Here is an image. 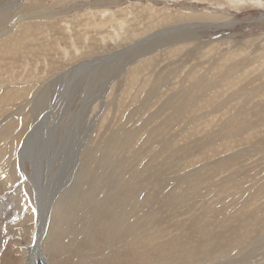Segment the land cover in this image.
I'll list each match as a JSON object with an SVG mask.
<instances>
[{"label": "rangeland", "instance_id": "374dc122", "mask_svg": "<svg viewBox=\"0 0 264 264\" xmlns=\"http://www.w3.org/2000/svg\"><path fill=\"white\" fill-rule=\"evenodd\" d=\"M235 1L238 5L232 0H0V136L14 121L13 133L0 141V211L7 218L0 219V264H28L35 252L27 247L39 228L45 260L38 258V264H264V0ZM211 17L231 19L233 25H199L217 21ZM183 22L196 23L192 37L208 45L163 56L166 45H153L159 53L147 56L152 63L147 80L150 85L158 80V87L140 110L124 79L128 55H111ZM95 59L96 64H86ZM253 59L257 63L241 79L238 73L226 80L225 64ZM199 83L208 91L200 92L182 117L173 114L177 103L163 109L175 95L177 102L190 100ZM253 86L261 92L255 94ZM239 88L241 95L230 98ZM250 93L259 108L249 101ZM171 116L175 121L166 124ZM242 116L248 125L228 120ZM117 133L120 141L109 140ZM16 150L24 151L13 176ZM91 154L96 162L88 172L96 171V197L109 191L102 179L113 176L112 203L142 225L108 238L112 227L103 219L116 221L96 207V228L80 233L89 215L77 208L62 241L68 245L72 235H81L88 244L48 249L55 223L63 226L61 200ZM185 250L192 253L188 261L177 256ZM171 253L175 259L162 260Z\"/></svg>", "mask_w": 264, "mask_h": 264}, {"label": "bare ground", "instance_id": "6f19581e", "mask_svg": "<svg viewBox=\"0 0 264 264\" xmlns=\"http://www.w3.org/2000/svg\"><path fill=\"white\" fill-rule=\"evenodd\" d=\"M103 2V1H102ZM231 2V1H230ZM105 3V2H104ZM107 3V2H106ZM232 3H235V4H237L238 5V2H236L235 0L233 1L232 0ZM78 4V3H77ZM259 4H261V2L259 1ZM234 5V4H233ZM97 6V5H96ZM102 6V5H101ZM100 6V7H101ZM98 8H99V6H98ZM102 8H103V6H102ZM223 10V9H222ZM91 13H93V12H88V14L90 15ZM59 14V13H58ZM103 14V13H102ZM95 17V16H94ZM221 17V16H220ZM222 17H224V16H222ZM196 18V17H195ZM202 18V17H201ZM210 18V17H209ZM215 19V18H217L216 20L217 21H215V22H212V23H204V24H199V25H202V27L203 26H207V27H220V26H231V25H233V21H231V19H228V18H221V19H219V17H211V19ZM52 19V18H51ZM191 19V18H190ZM194 19V18H193ZM218 19L220 20V21H223V22H219L218 21ZM3 20H4V14H2V13H0V32H1V27H2V25H3ZM195 20V19H194ZM264 20V17L263 18H261L260 19V21H263ZM194 22V21H193ZM196 22V21H195ZM211 22V21H210ZM216 22H219V23H216ZM65 23H69V20H67V21H65ZM200 23V22H199ZM196 23H192V22H183V23H178V24H176V25H173V26H170L169 27V29H163L161 32H159V33H157V35H155L154 37H152L150 40H148L147 42L146 41H144V40H141V41H139V42H137L136 44H134L133 46H130V47H128V48H126V49H123V50H121L120 52H117V53H114V54H112L111 56H118V55H120V54H124V55H128V58H126L127 59V61L128 62H126V64L128 65V67H130V68H128V69H125V72L123 73L124 74V79L125 80H127V82L129 83V91H131L132 93H133V95H131L132 96V98H133V102H135V103H137L138 105V108L141 110V109H143L145 106H147L150 102H151V100L154 98V96H155V94H156V91H155V89L158 87V80L156 81V83H154V82H152L151 83V85H150V83H148V80H147V66H148V64L151 66V62L150 61H148L149 60V57H147L148 55L150 56L152 53V55H154V54H156V53H159V52H156L157 50H154V48H152V46L153 45H156V44H158L159 42L161 43V42H163L162 43V45H166V46H164L165 47V52H161L159 55L160 56H163L164 54H175V53H178V51L179 50H181L182 48L183 49H185V48H188V47H194V48H196V47H198V48H204L205 46H207L208 44L206 43V42H203V43H201L200 45L198 44V43H200L201 41H203L202 39H201V37H199V36H197V38H194V37H192V36H195L193 33H192V31L190 30L191 28H192V26H194ZM196 26V25H195ZM210 30V29H209ZM67 31V30H66ZM72 32V31H71ZM21 33V32H20ZM23 33V32H22ZM168 34L170 35V36H172L171 38L172 39H170L169 41L166 39V37L168 36ZM3 37V32H1L0 33V38H2ZM19 37H20V35H19ZM15 38V37H14ZM16 39V38H15ZM21 39H22V37H21ZM1 40V39H0ZM4 40V39H3ZM14 40V39H13ZM17 40V39H16ZM23 40V39H22ZM24 40H25V38H24ZM1 42H2V40H1ZM4 42H5V40H4ZM23 42V41H22ZM196 42H198V43H196ZM15 43V42H14ZM146 44V43H150V44H147L145 47H143V48H140V46L141 45H143V44ZM10 45V44H9ZM8 45V46H9ZM161 45V44H160ZM159 46V45H158ZM1 47H3V46H1ZM163 47V46H162ZM9 48H10V46H9ZM1 49H3V48H1ZM156 49H158V48H156ZM6 50V49H5ZM163 50V49H162ZM162 50H160V51H162ZM113 56V57H114ZM122 57V56H121ZM120 57V58H121ZM227 57V56H226ZM243 59V58H242ZM1 61V60H0ZM101 61V60H100ZM246 61H248V60H246ZM257 61H258V59H257ZM257 61H255V59H253V61H250V62H248V63H246L245 65H239L238 63L236 64H234V65H232L231 63H228V60H227V63L228 64H225V65H227L226 67H225V69H226V76L224 75V77H226V80H228V79H230V78H232V75H234V74H238V73H241V74H239V76H240V79L242 78V75H244V73H247V72H249L250 71V69H251V67L255 64V63H257ZM86 64H90V65H92V64H96V59L95 60H93V61H90V62H87ZM0 66H1V63H0ZM80 65H78V67H79ZM84 66V65H83ZM124 66V65H123ZM263 67V66H262ZM82 69H84V67H81ZM87 68V67H86ZM127 68V67H126ZM247 68V69H246ZM89 69V68H88ZM87 69V70H88ZM91 69V68H90ZM0 70H2V68L0 67ZM95 70V69H94ZM262 70H264V69H262ZM261 70V71H262ZM86 71V70H85ZM90 71V70H89ZM146 71V73H145V80L144 81H140V77H141V75L144 73ZM225 71V70H224ZM255 71H259V70H255ZM254 72V71H253ZM85 73V72H84ZM260 73V72H259ZM261 74V73H260ZM80 75V74H79ZM259 75V74H258ZM64 76V75H63ZM86 76V75H85ZM262 76H264V73H262ZM72 78V77H71ZM118 78V77H117ZM121 78V77H120ZM123 78V77H122ZM236 78L237 77H235L234 78V80H236ZM252 80V79H251ZM256 80V79H255ZM254 81V80H253ZM67 83V82H66ZM133 84V85H130V84ZM139 83H140V85H139ZM261 83V82H260ZM259 83V84H260ZM92 84H94V83H92ZM143 84V85H142ZM264 84V83H263ZM148 85H150V88L149 89H147V91L146 92H144V88L145 87H147ZM160 85V84H159ZM242 85V84H241ZM260 85H262V83L260 84ZM93 86V85H92ZM94 86H95V84H94ZM251 86V85H250ZM256 86V85H255ZM255 86H253L252 88H253V91H254V93L255 94H258L259 92H261L259 89H256V87ZM93 88V87H92ZM192 90L193 91H191V93H190V97H192L190 100H184V99H179V101L180 102H177L176 100L178 99V97L175 95V98L173 99V100H165L164 101V103H163V109H166V108H168V107H170V106H172L173 104H175V103H177V105L175 106L176 107V109H175V111H174V115L175 116H177L178 114L182 117V111H184L185 110V108H192L196 103H197V101H199L200 99L198 98V94L200 93V92H202V91H204V92H207L208 91V89L207 88H203V86H201V84L199 83V84H194L193 86H192ZM255 88V89H254ZM262 88V87H261ZM264 88H262V90H263ZM53 90V89H52ZM89 90V89H88ZM92 90H94V89H92ZM161 90V89H160ZM248 90H250L249 88H248ZM39 91V90H38ZM95 91V90H94ZM247 91V90H246ZM250 91H252V89L250 90ZM158 92V91H157ZM195 93V95H192V93ZM39 93L40 92H37L36 93V96H38L39 95ZM43 93V92H42ZM90 93V92H89ZM147 93V95H148V99H146V100H144L143 98H144V96H145V94ZM241 93V88H239V89H237L236 91H234L231 95H230V98H233V96L234 97H236V95H239ZM253 93V92H252ZM252 93H250L249 95H250V97H248V98H250L251 100H249V101H251L252 102V100H253V105H255L256 107H258L259 108V106H260V103L259 102H257V97H254V96H251V94ZM197 94V95H196ZM201 95V94H200ZM241 95V94H240ZM82 96V95H81ZM185 96V95H184ZM256 96V95H255ZM240 97V96H239ZM236 98H238V97H236ZM235 98V99H236ZM241 98V97H240ZM239 98V99H240ZM259 98V97H258ZM240 100H242V99H240ZM89 102V101H88ZM243 102H245V101H243ZM53 103V102H52ZM90 103V102H89ZM250 103V102H249ZM86 104V103H85ZM246 104H248V103H246ZM245 104V105H246ZM251 104V105H252ZM29 104H27V106H28ZM137 108V109H138ZM23 109V108H22ZM135 110L133 113H132V115H136V114H138L139 113V111L138 110ZM248 109V108H247ZM256 109V108H255ZM254 109V110H255ZM253 110V109H252ZM251 110V111H252ZM258 110V109H257ZM248 111V110H247ZM250 111V110H249ZM138 112V113H137ZM257 112V111H256ZM259 113L261 114V112L259 111ZM258 112H257V114H259ZM34 114H35V112H34ZM248 114H250L251 116H252V114L251 113H248ZM254 114V113H253ZM259 114V115H260ZM101 115V114H100ZM263 115V114H262ZM249 117V116H248ZM99 118V117H98ZM150 118L151 117H147L144 121H143V123L144 122H147L148 120H150ZM12 119V118H11ZM17 119V118H16ZM231 119H234V121L236 122L237 120V122L239 123V124H243V125H248V123L247 122H249V121H247V120H245L244 118H243V116L241 117V118H230V119H228L229 121L231 120ZM250 119H251V117H250ZM26 120H27V118H26ZM252 120H253V118H252ZM9 121V120H8ZM173 121H175V118L173 119L172 118V116L169 118V119H167L166 121H165V123L166 124H171V123H173ZM246 121V122H245ZM254 121V120H253ZM255 121H256V117H255ZM229 124H231V122L229 123ZM250 124H251V121H250ZM260 124V123H259ZM13 125H14V121L12 120V122L11 123H7V124H5L4 125V131H3V134H2V136H5V137H10V135L13 133V131H14V127H13ZM230 126V125H229ZM233 126V125H232ZM56 128V127H55ZM141 128V127H140ZM228 127H225V129H227ZM140 130V129H139ZM158 130V129H157ZM157 130L155 131V132H157ZM230 130H232L231 128H230ZM230 130H226L227 131V133L228 134H230L231 132H230ZM128 131V129L127 130H125L124 131V133L123 134H126V132ZM1 132H2V130H1ZM234 132V131H233ZM247 133V132H246ZM245 133V134H246ZM23 134V133H22ZM131 132H128L127 133V136H131ZM2 136H0V141H1V139H2ZM118 136H120L118 133L117 134H113V136L112 137H109V140L111 139V140H115V142L118 140V138L119 139H121L120 137H118ZM123 136H125V135H123ZM126 136V138H128ZM18 137V136H17ZM132 137V136H131ZM8 138L6 139V140H8ZM148 140V139H147ZM118 141H120V140H118ZM115 144H117V143H115ZM120 146H122L121 144H120ZM4 147H6V146H4ZM87 149H89V147L87 148ZM23 151L24 150H22L21 152L19 151H17L16 150V154H17V152H18V156L15 154V151H14V153H13V156H14V158H13V160H14V170H15V172L12 174L13 176H17V169H16V167L18 166V162L19 161H17L16 159L19 157V156H21V158H22V153H23ZM91 151V150H90ZM188 151V150H187ZM86 153V152H85ZM90 153H94V152H90ZM83 154V153H82ZM183 158V157H182ZM20 160V159H19ZM128 160V159H127ZM95 162H96V160H95V158L93 157V155L91 154L90 156H88V157H85V160L83 159V163H82V165L80 166V168H79V171H78V175L76 176V180H73V185L69 188V191L66 193L67 195L61 200V204L63 205L62 206V208H61V214H60V218H61V221L63 222V226L62 227H60L59 225H57V222L55 223V227H56V230H52V232L50 233V235H49V237H48V243L46 244V247L48 248V249H54V250H63V249H65V248H67V247H71L72 245H74L76 242H78V243H84L85 244V242H87V244H88V239H85V238H83V239H80V236L78 237V235H75L74 237H73V235H72V237H70V239H69V242H70V244H68V245H65L64 244V242L62 241V236L64 235V232H66V230L68 229V225L70 224V221H72V219L70 220L69 218L73 215V214H76L75 212H76V209L77 208H79L83 213H85V214H88L89 216H86L85 218H86V220H87V223L85 224V226H82L81 228H80V233H83V232H85L84 231V228H86V227H88V228H90L91 230L92 229H94L93 227H95L96 226V221H100L99 220V218H100V213H102V214H107V215H109V216H111L112 218L111 219H115V223H110V220H109V218H104L103 220L105 221V224L103 223V225H105V227L106 228H111L112 227V229H111V232L109 233V237L108 238H112V237H114V236H119V235H123V234H126V233H129L130 234V232H132V231H136L138 228V226H141L140 225V222H139V220H137L138 222H135L134 221V219H133V221L134 222H130V218L129 217H127L126 215H125V213H122V211L120 212L119 210H121V209H119V207H117V206H115L112 202H114L113 201V196H114V194L112 193V191L117 187H113L112 185V180H113V176H111L110 177V175H106L102 180V182H103V185H106V188H107V190H109L107 193H106V195H104L103 194V197H101V198H98V197H96V171L95 172H88V167L90 166V165H92V164H95ZM128 162V161H127ZM132 163V162H131ZM21 164H22V162H21ZM117 165V164H116ZM151 165V164H150ZM22 168H23V166H21ZM79 167V166H78ZM151 167V166H150ZM236 167V166H235ZM98 168V167H97ZM239 169V168H238ZM24 170V169H23ZM100 170V169H99ZM116 170V169H115ZM145 170V169H144ZM147 170V169H146ZM151 170V169H150ZM149 170V171H150ZM231 172V171H230ZM10 173V172H9ZM8 173V174H9ZM25 173V179L26 180H28V175H27V173H26V171L24 172L23 171V174ZM156 173V172H155ZM158 173V172H157ZM238 174V173H237ZM157 175V174H156ZM239 175V174H238ZM13 176H12V179H13ZM240 176V175H239ZM27 177V178H26ZM15 178V177H14ZM241 178V177H240ZM183 180V179H182ZM182 182V181H181ZM70 184V183H69ZM87 184V187L88 188H83V186H85ZM65 191V190H64ZM98 193H99V191H98ZM118 194V193H117ZM120 197V199H121V196H119ZM183 199V198H182ZM127 199H124V201H126ZM63 201L65 202V204L63 203ZM182 201H184V200H182ZM180 202V201H179ZM186 202V201H185ZM183 203V202H182ZM181 203V204H182ZM77 204V205H76ZM122 204V203H121ZM124 204V203H123ZM144 205V204H143ZM43 207V206H42ZM96 207H98V208H100L99 209V212L98 211H96ZM135 206H133V208H134ZM137 207V206H136ZM8 208H9V206H8ZM142 208V207H141ZM140 208V209H141ZM45 209H46V207H45ZM104 209V210H103ZM143 209V208H142ZM103 210V211H102ZM123 210H125V209H123ZM131 210V209H130ZM136 210V209H135ZM134 209H133V212L135 211ZM6 211V210H5ZM129 211V210H128ZM135 212H137V211H135ZM177 212V211H176ZM10 213V212H9ZM5 213L4 212H2L1 213V211H0V215H2L1 216V218L0 219H2V220H4V218H6V214L4 215ZM40 217L42 216V211L40 212ZM99 214V215H98ZM128 214V213H127ZM131 214H132V211H131ZM4 215V216H3ZM77 216H78V214H77ZM131 216H133V215H131ZM74 217H75V215H74ZM134 217V216H133ZM135 217H136V215H135ZM73 218V217H72ZM76 218V217H75ZM142 218V217H141ZM144 218V217H143ZM253 218V217H252ZM7 219V218H6ZM45 220V219H44ZM142 220H144V219H142ZM141 220V221H142ZM11 221V220H10ZM37 221V220H36ZM145 221V220H144ZM3 222V221H2ZM44 222V221H43ZM46 222V221H45ZM148 222V221H147ZM198 222V221H197ZM254 222H256V221H254ZM253 222V223H254ZM75 223V222H74ZM146 223V222H145ZM151 224V223H150ZM150 224L148 225V228H149V226H150ZM151 225H153V223L151 224ZM162 225V224H161ZM256 225H257V223H256ZM147 227V225L145 224L144 226H142V227ZM163 226V225H162ZM165 226V225H164ZM251 226H253V225H251ZM36 227V226H35ZM157 227V226H156ZM248 227H250V226H248ZM96 228V227H95ZM155 228V227H154ZM158 228V227H157ZM156 228V229H157ZM178 228V227H177ZM79 228H76V229H74L73 230V233L72 234H76L75 232L78 230ZM160 229V228H159ZM158 229V230H159ZM35 230V229H34ZM90 230V231H91ZM163 231V230H162ZM140 232V231H139ZM139 232H137V233H139ZM158 232V231H157ZM156 232V233H157ZM61 233H63L62 235H61ZM79 233V234H80ZM152 233V232H151ZM140 234V233H139ZM149 234V233H148ZM147 234V235H148ZM43 236V233H42V228H39L38 230H36L35 232H34V234H33V237H32V239L34 238L35 239V242H34V244H32V241H31V244H29L28 246L29 247H27L29 250H33L34 252H35V255H34V257L30 260V262H28V264H38V258L40 259L41 258V260H45L44 259V257L40 254V244H41V239L43 238L42 237ZM103 235H101V237H102ZM121 237V236H120ZM123 237H124V235H123ZM122 237V238H123ZM129 237V236H128ZM89 238V237H88ZM104 238V237H103ZM156 238V237H155ZM160 238V237H159ZM158 238V239H159ZM90 239V238H89ZM92 239V238H91ZM126 239H127V237H126ZM139 239V238H138ZM137 239V240H138ZM151 239V238H150ZM1 240V239H0ZM121 240V239H120ZM140 240V239H139ZM138 240V241H139ZM148 240H149V238H148ZM114 242V241H113ZM134 242V241H133ZM132 242V243H133ZM137 242V241H136ZM145 244H148L147 243V239L145 238ZM110 243V242H109ZM139 243V242H138ZM92 244V243H91ZM155 244V243H154ZM1 246V245H0ZM83 246V245H82ZM105 246V245H104ZM144 246V245H143ZM112 247V246H111ZM123 247V246H122ZM139 247V246H138ZM146 247H147V245H146ZM105 248V247H104ZM121 248V247H120ZM142 248H145V247H142ZM258 248V247H257ZM74 249H75V247H74ZM108 249V248H107ZM117 249H119V247L117 248ZM138 249H140V248H138ZM183 249H184V247H183ZM257 250V249H256ZM261 250V249H260ZM76 251V250H75ZM83 251V250H82ZM115 251H117V250H115ZM119 251V250H118ZM125 251V250H124ZM140 251H141V249H140ZM145 251H147V250H145ZM151 251V250H150ZM157 251H158V249H157ZM143 252H144V250H143ZM158 253V252H157ZM165 253V252H164ZM169 253V252H168ZM194 253V252H193ZM144 254V253H143ZM165 254H167V253H165ZM119 255V254H118ZM121 255H122V253H121ZM161 255H163V254H161ZM171 255H172V257H171ZM171 255H169V257H167V256H164V258H162V260L163 259H170V258H173V259H175V255L173 254V253H171ZM158 256V255H157ZM177 256H179V258L180 259H186L187 261L188 260H190L191 259V257H192V253L190 252V251H188V250H185V251H183V252H181V253H177ZM140 258H142V257H140ZM129 259H130V257H129ZM131 259H132V257H131ZM137 259V258H136ZM149 259V258H148ZM146 261V260H145ZM172 261V260H171ZM256 261V260H255ZM250 262V261H249ZM41 263V262H40ZM159 263H160V261H159ZM253 263V262H252ZM153 264H154V262H153ZM165 264V263H164ZM169 264H176V262H175V260H173L172 261V263L170 262Z\"/></svg>", "mask_w": 264, "mask_h": 264}]
</instances>
